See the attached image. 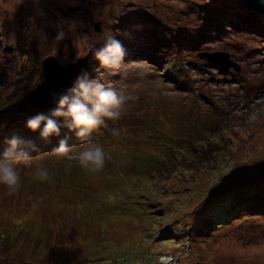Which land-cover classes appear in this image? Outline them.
Instances as JSON below:
<instances>
[{
  "label": "rangeland",
  "instance_id": "rangeland-1",
  "mask_svg": "<svg viewBox=\"0 0 264 264\" xmlns=\"http://www.w3.org/2000/svg\"><path fill=\"white\" fill-rule=\"evenodd\" d=\"M238 4L0 0L2 145L11 135L34 139L25 121L54 107L32 105L47 55L60 64L84 57L88 61L81 74H99L105 86L131 97L119 120L91 133L80 147H70L67 156L45 153V148L27 153L32 165L18 164L16 193L0 186V264H264V214L246 213L219 228L207 226L208 234L185 230L221 198H234L232 188L242 184L236 172L245 180L264 165V37L219 20L224 13L232 15ZM205 13L215 15V28L202 33ZM58 32L64 38L57 41ZM108 32L116 34L127 53L117 69L101 68L89 49ZM215 51L227 52L239 68L223 69L199 56ZM30 106L34 110L27 115ZM184 107L190 108L186 127L174 139L144 125L146 114H153L159 125L166 120L163 127L171 129L178 123L169 115ZM18 116L23 117L19 122L14 120ZM20 126L26 135L16 131ZM61 129L60 136L71 134ZM135 139L153 150L137 152ZM156 140L171 145L158 146ZM88 141L104 146V169L114 163L132 168L135 175L128 169L124 175L134 186L112 185L117 167L107 173L81 169L75 154ZM159 153L168 162L152 163L160 160ZM41 166L50 172L47 182L33 178ZM144 206L158 215L152 219L164 233L160 240L147 237ZM170 223L183 237L168 240Z\"/></svg>",
  "mask_w": 264,
  "mask_h": 264
},
{
  "label": "clouds",
  "instance_id": "clouds-1",
  "mask_svg": "<svg viewBox=\"0 0 264 264\" xmlns=\"http://www.w3.org/2000/svg\"><path fill=\"white\" fill-rule=\"evenodd\" d=\"M63 32H58L55 40H62ZM89 49L98 65L104 69H117L126 56V49L115 33L103 35L102 43L90 44ZM54 100V107L48 114L37 113L25 121L27 130L38 133L41 141H48L51 137L60 136L61 127L73 133L78 139H84L108 122L119 120L124 112L130 96L114 87H107L102 83V76L90 77L87 73L78 75L72 86L57 95L50 93ZM5 147L0 152V186L9 194L16 193L20 188L21 169L19 163L31 167L32 161L27 159L26 149L38 150V145L20 136L11 135L4 141ZM70 146L67 137L57 142L54 150L58 157L69 154ZM24 155L23 160L18 156ZM79 167L87 172H99L105 167L106 152L103 145L88 141L75 154ZM33 178L47 182L51 175L46 167L35 169Z\"/></svg>",
  "mask_w": 264,
  "mask_h": 264
},
{
  "label": "trees",
  "instance_id": "trees-1",
  "mask_svg": "<svg viewBox=\"0 0 264 264\" xmlns=\"http://www.w3.org/2000/svg\"><path fill=\"white\" fill-rule=\"evenodd\" d=\"M238 5H240L239 8L236 11L234 10V13L232 15H228V14L224 13L222 15V17H220L219 20L220 21L223 20L224 22H226V21L229 22L227 25L230 27H233L234 29L239 28V30L240 29L249 30V31L251 30V31H254L255 33L258 32L259 34H261L264 37V24H263L264 19L259 17L257 15V13H255L254 11L247 10L241 4H238ZM216 8H217V12L220 13V11H218V10H220V8L219 7H216ZM212 14H215V12L213 11ZM204 16H205V18H204L205 24L203 25L204 28L201 29L202 33H204L206 30H209L211 27L215 28V22L213 20L215 18V15L205 13ZM152 40H154V39H152ZM188 108L189 107H184V108L178 110L176 114H173V116L169 115V119H168L169 121L173 117V118H175V120L178 123L176 126H172L171 129H167V128L163 127V125L165 123H167V125H168V122H166V120H162L163 124L159 125L157 116L155 118L153 116V114L152 115L146 114L145 120H144V125H145V127L147 126L149 128L156 127L155 130H157L158 133L161 132L163 134H170L172 136V139H174L175 136L178 137V135H179L178 131L179 130L184 131V127H186V120L185 119L187 117H189V109H190V108L189 109ZM33 110H34L33 107L30 106L28 109H26L25 114L29 115V113ZM22 119H23V117L18 116V118L14 119V120L19 122V120H22ZM146 121H151L153 124L152 123L147 124ZM159 127L163 130L158 131ZM16 131H18V133H22V132H24V128L20 126L19 128H16ZM61 132H62V129H61ZM24 133H22V134L26 135V133L25 134ZM29 133L31 135V138L32 137L34 138V139H30L29 141H32L33 143L38 145V149L39 148H45V149H42V150H46L45 153L55 152V151H52L50 149H56V147L53 145L57 146L58 140H60L61 138H64V137H67V141H68V144L70 147L79 146L80 144H82L81 142H83V139H78L75 135L73 136L72 133L71 134L67 133L66 135L62 134L61 136H58V137L57 136L51 137L46 142L45 141H42V142L35 141L34 142V140L36 138H38V133H33V132L32 133L29 132ZM20 137L23 138V136H20ZM23 139L27 140L26 138H23ZM172 139H169V140L172 141ZM134 142H135L134 145L133 144L132 145H133V148H135V150L137 152H145V151L153 150V149L148 150L146 148L148 146V144H147V146H145L144 144H140L139 141L136 142V139ZM156 142H159L158 146L165 145V143H166V142L164 143V142L158 141V140H156ZM83 144H84V142H83ZM167 144L171 145L170 143H166V145ZM51 146H52V148H51ZM4 147H5V145H2L0 142V152L3 151ZM25 151L27 153L34 152V151H31L30 149H26ZM21 155H23V154H21ZM159 157H160V160L156 159L155 162H152V163L159 165V164H164V162L167 161L166 157H163V155L161 153H159ZM167 158H169V157H167ZM146 164H148V163H146ZM143 165H144V163L136 171V174H138L140 172L139 171L140 169H143ZM228 166L231 167L229 170L232 171L233 170L232 161L228 162ZM115 167H117V170H119V171L117 172L118 175H117L116 180L112 181L113 182L112 185L119 184V186H121V184H122L123 186L128 187V189L130 187L134 186L133 185L134 181L131 179L126 180V176L124 175V170H126V169H128V171L134 173L132 168L125 167V168L121 169L120 164L114 163V164L110 165L108 168H105V169L103 168L99 172L100 173H103V172L107 173V172H110L112 170L117 171L115 169ZM263 168H264V165L261 164L259 171L256 170L255 172H251V174L249 176H247V178H245V180L238 178L239 174L236 172V175H234V177L236 180H238L242 184L240 186H236V187L232 188V189H234L233 194H232V196L234 198H226V199L221 198L222 200L215 202L212 206H210L208 208V210L206 212H204L202 215L197 217L198 222L197 221L195 222L197 224L190 225L189 227H187V229H185V230H187L186 233H188L189 235H192V231H194V232H196V234H200V233L201 234H204V233L208 234L211 232H210V230H208L207 226H210L211 228L212 227L213 228H219L220 226L228 223L231 220L234 221V220L238 219L240 217V215H243L246 213H249V214L253 213L254 215H263L264 214V169ZM120 170H122V172H123L122 174H121ZM228 173L225 174V177L227 175V179L230 176V174H228ZM134 175H135V173H134ZM117 189L120 190V188H117ZM126 193H124V195ZM144 208H145V206L143 207L142 211L144 214L148 215L146 218H147L148 224L150 223L148 226L149 231H147V232H149V233H147V237L152 236L153 239L160 240V239H158V237H160L164 233H161V231L157 228V225L155 224V222L152 219L155 217V220H156L158 215H156V213H154L152 210H144ZM207 222L209 225H207ZM168 227L170 229L172 228L170 234H173V236L168 238V240L171 241V240H174L176 238V236L178 234H180V232L173 229V224H171V223L168 225ZM180 235L183 237V233H181ZM195 264H203V263L197 262Z\"/></svg>",
  "mask_w": 264,
  "mask_h": 264
},
{
  "label": "water",
  "instance_id": "water-1",
  "mask_svg": "<svg viewBox=\"0 0 264 264\" xmlns=\"http://www.w3.org/2000/svg\"><path fill=\"white\" fill-rule=\"evenodd\" d=\"M240 4L247 10L254 11L264 17V0H240ZM95 30H98V22L94 24ZM200 57L218 65L223 69L239 67L229 58L227 52H201ZM87 59L77 58L74 62L60 64L54 56L47 55L41 61V72L43 80L39 91L32 97V105L37 109H51L54 106V100L50 93L57 95L70 88L76 77L81 74L87 65Z\"/></svg>",
  "mask_w": 264,
  "mask_h": 264
}]
</instances>
